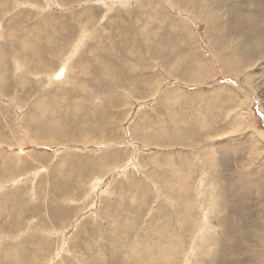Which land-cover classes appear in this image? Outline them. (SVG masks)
I'll list each match as a JSON object with an SVG mask.
<instances>
[{
    "label": "rangeland",
    "instance_id": "rangeland-1",
    "mask_svg": "<svg viewBox=\"0 0 264 264\" xmlns=\"http://www.w3.org/2000/svg\"><path fill=\"white\" fill-rule=\"evenodd\" d=\"M191 1L0 0V264H264V0Z\"/></svg>",
    "mask_w": 264,
    "mask_h": 264
},
{
    "label": "bare ground",
    "instance_id": "bare-ground-1",
    "mask_svg": "<svg viewBox=\"0 0 264 264\" xmlns=\"http://www.w3.org/2000/svg\"><path fill=\"white\" fill-rule=\"evenodd\" d=\"M191 1V0H190ZM198 1L199 0H193V1H191L190 2V6L191 7H198L199 9H197L196 11H199V12H202L203 14H204V17H207L208 16V11H207V8H209V9H211V10H213L212 8H211V5H212V1H206L205 0V3L203 2V3H198ZM214 3L216 4H219V6H220V10L219 11H215V10H213V12H217V19H216V21L212 24L213 26H215V27H222V26H224L225 28H227L228 26H226L223 22V19H225L226 17H225V14H226V12L225 11H222V13L221 14H219V12L224 8V2H217L216 0H214ZM200 4V5H199ZM203 8V9H202ZM95 16V15H94ZM155 20L157 19V17L155 18V17H153ZM255 18H257V16H255V17H253V18H248V17H246V16H243V17H240L237 21H236V23L234 24V27L235 28H238V29H241V30H243V31H245L246 32V34L250 37V36H254L255 34L254 33H252V32H248L247 30L249 29H251V30H253V28H254V26L256 25V23H255V21H254V19ZM131 19H133V18H131ZM71 21V20H70ZM163 23V22H162ZM85 24H87V23H85ZM146 25V24H145ZM244 25H249V28H247L246 30H245V28H244ZM133 26H134V24H133ZM145 29H146V27H145ZM144 30V29H143ZM238 31H240V30H238ZM142 32V31H141ZM85 33V32H84ZM145 33V36H147V33L148 32H144ZM127 34V33H126ZM13 36V35H12ZM127 36V35H126ZM133 38H135L136 39V42H138L139 40H141L140 41V43L142 42V45H144L145 43H146V41L145 40H142V36H132ZM131 38V37H130ZM133 38H131V39H133ZM146 38V37H145ZM145 41V42H144ZM139 43V42H138ZM86 44V43H85ZM29 45V44H28ZM144 48V47H143ZM142 50V49H141ZM144 50V49H143ZM151 52H153L155 55H159V53L157 54V51L156 50H154V51H151ZM13 53V52H12ZM144 53V52H143ZM253 55L254 56H257V53H253ZM15 57V56H14ZM155 58H157V56H155ZM18 61V60H17ZM16 64V63H15ZM23 66V65H22ZM65 70V69H64ZM57 74H59V73H57ZM1 77V76H0ZM1 79H3L2 77H1ZM61 81V80H60ZM79 110V109H78ZM213 167V166H212ZM240 237V236H239Z\"/></svg>",
    "mask_w": 264,
    "mask_h": 264
},
{
    "label": "water",
    "instance_id": "water-1",
    "mask_svg": "<svg viewBox=\"0 0 264 264\" xmlns=\"http://www.w3.org/2000/svg\"><path fill=\"white\" fill-rule=\"evenodd\" d=\"M64 73H65V70L62 68L61 70H60V72H59V74H57V79H61V78H63V76H64Z\"/></svg>",
    "mask_w": 264,
    "mask_h": 264
}]
</instances>
